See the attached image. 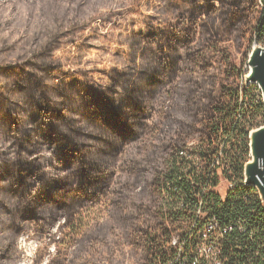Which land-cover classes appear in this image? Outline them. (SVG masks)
I'll return each mask as SVG.
<instances>
[{
	"label": "trees",
	"instance_id": "1",
	"mask_svg": "<svg viewBox=\"0 0 264 264\" xmlns=\"http://www.w3.org/2000/svg\"><path fill=\"white\" fill-rule=\"evenodd\" d=\"M255 44L264 0H0V264H102L87 258L113 222L139 264H192L203 246L264 264V202L243 182L264 126ZM86 209L104 221L84 227ZM47 235L55 253L29 259L22 243Z\"/></svg>",
	"mask_w": 264,
	"mask_h": 264
},
{
	"label": "rangeland",
	"instance_id": "2",
	"mask_svg": "<svg viewBox=\"0 0 264 264\" xmlns=\"http://www.w3.org/2000/svg\"><path fill=\"white\" fill-rule=\"evenodd\" d=\"M17 20L20 19V16L18 18H16ZM254 48H259V49H264L261 46L258 45H254ZM252 49V50H253ZM245 71L246 76L245 79L249 76L250 74V68L248 65H246V69ZM255 97H257V94H254ZM257 99V98H256ZM259 102L263 103V99L261 100V98L258 100ZM264 105V104H263ZM255 122L257 123H263L264 122V115H262V113H257L255 116ZM263 127V126H261ZM258 129V128H257ZM252 132V131H251ZM250 132V133H251ZM249 138H250V134H249ZM250 141V140H249ZM199 143L197 141H192L191 143L188 144L189 148H193L196 147ZM251 161V157H250V153H249V159L247 161V163H249ZM246 163V164H247ZM246 166V165H245ZM217 179L219 181V184L215 187H213L211 189V192L214 195H217L221 198V201H225L227 198V193H228V183L225 181L223 174L221 172L218 171L217 174ZM103 213L101 212H95L92 209H86L84 211H82L81 213V218L83 219V226L88 228L89 225L90 227L95 228L99 223H102L103 220ZM79 222H81L82 220H79ZM98 221L97 224H95ZM61 222V221H59ZM59 226V223H56L52 226H49L48 228V233H56L57 235L59 234V231L57 230ZM180 227H182L184 229V231L187 228V225L180 226L179 224L175 225V229H177V231L175 233H173V238H174V246H177V243L179 242V239L181 238L183 231L180 229ZM110 230H113L114 233H109ZM101 234V236L104 238H106L105 236V232L104 229L99 232ZM108 240H107V245L102 246V248L100 249V251H97L96 253H94L93 255H90V257L88 256L87 259H89L90 261H99L100 263H104V264H108L109 263V259H115V261H117L118 264H139L138 263V256L132 252V250L128 247L126 238H125V233L122 229L121 226L117 225L116 222L113 223H109V227H108ZM49 235L46 236V238H43L42 242H38V241H24L23 247L26 250L27 256L28 258L32 259L33 254L38 253V250L40 252V255H47V253H49L48 258H51V256L55 253V248L52 244H50L49 241ZM45 245H48V251L46 253L45 250ZM172 246V247H174ZM174 247V248H175ZM204 248V247H203ZM201 249L202 254L204 253V249L208 252L207 248ZM200 257V256H199ZM46 258V259H48Z\"/></svg>",
	"mask_w": 264,
	"mask_h": 264
},
{
	"label": "water",
	"instance_id": "3",
	"mask_svg": "<svg viewBox=\"0 0 264 264\" xmlns=\"http://www.w3.org/2000/svg\"><path fill=\"white\" fill-rule=\"evenodd\" d=\"M247 65L252 71L245 82L258 86L264 104V51L254 48ZM249 140L251 161L244 168L245 184L256 188L264 202V126L253 130Z\"/></svg>",
	"mask_w": 264,
	"mask_h": 264
},
{
	"label": "built area",
	"instance_id": "4",
	"mask_svg": "<svg viewBox=\"0 0 264 264\" xmlns=\"http://www.w3.org/2000/svg\"><path fill=\"white\" fill-rule=\"evenodd\" d=\"M262 47V46H261ZM264 48V47H263ZM261 50H263L264 51V49H261ZM243 182H245V181H243ZM230 186H233L232 184H228V188L230 187ZM216 224H215V222L214 221H211L210 223H208V225H207V227H206V230H205V232H204V234H203V238H204V240L206 241L207 240V238H208V236L210 235V233L211 232H213V231H215L216 230ZM174 242L175 241H173L172 242V245H174ZM204 248H206V246H203ZM202 247V248H203ZM203 248V249H204ZM208 250V249H207ZM199 256L200 257H198L197 259H195V261L192 263V264H197V262H199V258H201V257H203V258H216V257H214V253H210V251L208 250V252L204 249V253L202 254V252H201V250H200V253H199ZM218 264H220L219 263V261H218Z\"/></svg>",
	"mask_w": 264,
	"mask_h": 264
},
{
	"label": "bare ground",
	"instance_id": "5",
	"mask_svg": "<svg viewBox=\"0 0 264 264\" xmlns=\"http://www.w3.org/2000/svg\"><path fill=\"white\" fill-rule=\"evenodd\" d=\"M263 51V50H262ZM251 71H252V69L250 68V73H251ZM254 188V187H253ZM256 189V188H255ZM257 190V189H256ZM212 260V262H211V264H218V260H216V258H212L211 259Z\"/></svg>",
	"mask_w": 264,
	"mask_h": 264
}]
</instances>
